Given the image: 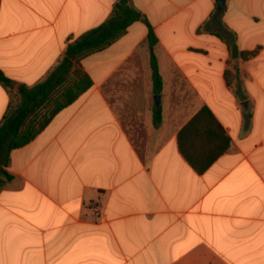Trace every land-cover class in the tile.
<instances>
[{"label":"crops","instance_id":"1","mask_svg":"<svg viewBox=\"0 0 264 264\" xmlns=\"http://www.w3.org/2000/svg\"><path fill=\"white\" fill-rule=\"evenodd\" d=\"M118 1L1 0L0 69L34 86ZM132 4L158 44L138 21L84 58L92 88L12 152L15 178L0 192V264H264V0H226L222 25L213 22L217 0ZM225 28L257 55L232 58L216 34ZM9 103L0 84V122ZM204 106L232 146L199 174L178 135Z\"/></svg>","mask_w":264,"mask_h":264},{"label":"trees","instance_id":"2","mask_svg":"<svg viewBox=\"0 0 264 264\" xmlns=\"http://www.w3.org/2000/svg\"><path fill=\"white\" fill-rule=\"evenodd\" d=\"M222 16L223 13L214 15L213 22L222 25ZM138 21L147 24V42L155 47L158 38L144 14L134 7L132 0H119L111 16L98 27L71 41L56 67L34 86L15 83L0 69V84L10 95L8 109L0 122V192L15 178L8 171L12 152L35 140L62 110L92 88L93 80L85 71L82 60L107 49ZM223 32L218 31L216 34L226 42L232 58L248 60L257 55L259 49L241 51L236 35L227 28ZM151 68L154 93L159 95L163 92L164 80L155 53L151 57ZM229 75L230 72L226 71L230 85ZM162 124V109L155 108L154 126L160 128ZM178 144L186 161L197 173L204 174L230 150L232 140L214 113L204 106L180 131Z\"/></svg>","mask_w":264,"mask_h":264},{"label":"water","instance_id":"3","mask_svg":"<svg viewBox=\"0 0 264 264\" xmlns=\"http://www.w3.org/2000/svg\"><path fill=\"white\" fill-rule=\"evenodd\" d=\"M217 5H218V8H217V13H221L224 8H225V5H226V0H217ZM18 86V85H17ZM160 102H161V96L160 95H157L156 96V104L157 106L159 107L160 106ZM243 106L248 109L249 107V102L248 101H245L243 103Z\"/></svg>","mask_w":264,"mask_h":264}]
</instances>
